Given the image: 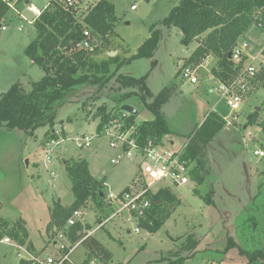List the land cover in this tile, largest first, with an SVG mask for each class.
<instances>
[{"label":"rangeland","instance_id":"obj_1","mask_svg":"<svg viewBox=\"0 0 264 264\" xmlns=\"http://www.w3.org/2000/svg\"><path fill=\"white\" fill-rule=\"evenodd\" d=\"M51 1L31 0V3L37 9H42ZM111 2L116 5L118 17L115 40L120 41H115L117 44L113 48H119L114 52L119 50L122 57L125 52L123 50L129 51L128 57L123 59L126 63L121 64V72L129 73L127 76H144L153 96L171 87V94L161 107L170 127L175 131L174 135L164 137L166 146L175 150L188 146L195 137V131L201 126L202 119L205 120L211 111H217L227 123L208 143L204 153L196 155L198 162L204 165L206 181L202 185L189 183L169 186L178 198H182L183 203L160 229L151 232L142 228L137 233L133 230L136 224L130 222L122 223V228L118 229L114 226L118 227L121 219L116 218L115 224H108V229L118 240L112 239L103 229L96 233L113 254V258L105 264H160L163 256H169L173 250L180 249L188 235L196 239L199 237L201 245H210L204 248L197 246L199 252L195 251L191 255L195 260L189 259L186 264H246L237 248H231L224 260H221L223 255L220 250L224 249L228 241V237H225L228 230L224 224L230 227L231 236L243 247L264 246V156L254 154L257 148L264 151V78L258 77L252 90L243 94L242 103L237 108H231L224 102L220 84L211 77L217 63L215 56L210 55L202 61L204 65L198 69L197 83L181 78V70L188 59L186 56L207 33L186 46L181 42L182 31L179 28L161 23L178 1ZM82 3L90 6L93 0H82ZM132 4H136V10L131 9ZM85 8H80L83 13L87 10ZM21 10L29 19L33 18L26 5ZM16 18L11 14L4 22L8 29L0 28V97L16 82L30 86L45 75L44 69L32 63L25 52L37 35L36 27L27 26L23 20L16 22ZM21 25L23 30L19 31ZM155 29L160 31V41L154 56L132 58ZM244 39L249 41L251 60L264 44V34L252 28ZM108 58L106 52L95 57L99 62ZM263 70H260V74L264 73ZM111 72L103 88L91 85L57 110L54 132L56 135H59V131L65 133L68 138L55 150L53 160L48 164H45L42 142L47 140L45 133L52 129L50 125L39 127L32 134L0 127V219H10L9 227L14 222L11 219L23 217L36 247L43 244L46 236V224L51 214L49 207L58 200L72 204L75 199L68 159L86 158L91 174L96 178L102 177L114 191L130 185L137 178L140 161L123 159L117 164L112 163L111 158L116 156L117 151L110 148L107 137L100 135L92 146L83 148L77 147L74 141L75 136L97 135L100 117L94 119L93 114L97 113L98 107L105 104L110 110L114 107L112 97L116 92L134 89L122 87L118 82L121 73L113 67ZM151 98L148 96V100ZM132 101L139 109L137 124L153 118V113L142 103ZM251 118L256 122L250 123ZM22 157L25 169L16 173L11 168ZM51 172L56 173V176L52 177ZM165 184L162 182L159 185ZM195 188L204 196L211 193L213 203H207L203 196L194 192ZM110 189L106 188L105 192ZM89 200L91 205L86 207L95 208L96 201L92 198ZM234 217L237 218L233 226ZM196 221L202 226L195 229ZM40 232L43 237L38 234ZM79 252L83 253V246L76 253ZM188 254V251L184 252V255ZM20 259L14 240L9 243L0 241V264H19Z\"/></svg>","mask_w":264,"mask_h":264},{"label":"trees","instance_id":"obj_2","mask_svg":"<svg viewBox=\"0 0 264 264\" xmlns=\"http://www.w3.org/2000/svg\"><path fill=\"white\" fill-rule=\"evenodd\" d=\"M177 1L161 23L168 27L179 28L182 31L181 42L186 46L207 33L188 57L186 65H200L206 57L213 55L217 58V63L212 69L213 76L221 83H229L239 71L235 67L234 60L229 56L237 41L245 37L252 28L264 33V0ZM8 9L6 4L0 5V22L8 13ZM77 11L78 8L74 6L69 7L63 2L52 0L47 10L35 21L37 35L25 52L34 63L44 69L45 75L40 80L32 82L30 86L16 82L1 94L0 127L23 130L32 134L39 127L50 125L52 129H48L45 133L47 139L58 137L53 129L57 110L91 85L96 84L103 88L112 75L111 67L121 62L118 54L100 62L95 59L114 42L115 25L118 20L115 4L110 0L96 1L84 16L83 22L77 20ZM85 27L89 28L100 42L98 44L95 42L92 48L72 49L75 42L84 38ZM159 41L160 31L155 29L132 58L154 56ZM114 70L117 72L118 68ZM258 77L264 78V73L259 74ZM118 82L123 85L122 87L134 89L128 92H116L112 97L114 102L112 109L108 110L105 104L98 107L97 113L93 114L94 119L100 117L98 132L122 112L123 104L134 105L132 101L134 100L142 103L154 116L138 124L136 115H131L127 119V127L137 125L141 144L149 139L161 142L166 135L174 134L175 131L161 111L162 105L171 94V87H166L158 95L153 96L144 76L120 74ZM148 96L152 97L151 100H148ZM255 122L256 120L251 118L250 123ZM226 123V119L217 111H211L195 131L194 139L185 148L183 157L194 162L190 174L197 185H202L206 181L207 173L204 165L198 162L196 155H199V152L204 153L208 143L226 126ZM64 135L66 136L65 133ZM67 165L75 200L69 206L63 205L60 200L54 203L52 218L48 225V229L54 232L53 234L55 228L64 225L72 212L85 206L89 199H94L99 207L105 205V197L101 194L104 181L96 179L91 174L88 160L68 159ZM194 192L203 196L207 203H213L211 193L204 196L197 188ZM180 204L181 199L170 187L160 188L151 194L150 210L147 218L140 220V226L156 232ZM13 221L12 225L7 227L11 222L10 219H0V239L7 235L24 245L29 236L26 223L22 218ZM82 228L81 223H77L72 228V235H76ZM199 242V239L188 235L180 249L173 250L169 256H163L160 264H186ZM84 246L89 251L86 264L93 258L105 263L113 258L112 252L95 237L90 236L84 242ZM231 248L239 250V254L245 257L246 264H264V246L243 247L233 237L228 236L223 253ZM186 251L189 252L187 256L184 255ZM20 264H30V262L22 260Z\"/></svg>","mask_w":264,"mask_h":264},{"label":"built area","instance_id":"obj_3","mask_svg":"<svg viewBox=\"0 0 264 264\" xmlns=\"http://www.w3.org/2000/svg\"><path fill=\"white\" fill-rule=\"evenodd\" d=\"M53 1L63 2L69 7L74 6L77 8L78 6L76 0ZM50 3L42 9H37L26 0H0V5L6 4L9 7L8 13L0 22V28L2 30L8 29L7 24H4V22L11 16V12L21 21L34 25L35 21L50 6ZM21 4H26L28 12L33 14L32 19L22 14ZM134 8H136V4H132L131 9ZM22 28L23 25L19 26V30ZM83 32L84 38L79 42H75L72 49L92 48L97 42L89 28L86 27ZM248 47V39H239L237 41L231 52V58L239 71L229 83L220 82L219 87L222 90L224 102L231 108H237L242 103L243 94L252 90L254 81L258 78L260 70L264 68V44L253 54L251 60H249ZM200 66L201 64L183 66L181 78L189 80L191 83H197ZM121 111L97 135L84 134L83 136H75L74 141L79 148L90 147L97 137L103 135L108 138L110 148L117 151L116 156L111 158L112 163L117 164L123 159L140 161L137 178L130 185L117 193L110 191L103 195L105 202L112 207L113 215L121 212L129 213V219L137 223L135 232H139L141 230L140 220L147 218L151 207V194L162 187L194 183L190 174L194 162L183 157L186 145L179 150H175L166 146L164 139L161 142L149 139L144 144H141L137 125L127 127V119L132 114L127 111ZM57 136L49 138L43 143L45 159L49 162L52 160L55 150L67 139L60 131ZM254 154L264 156V151L257 148ZM162 182L166 184L160 186L159 184ZM77 223H81L83 228L78 230L76 235H72V228ZM100 227L101 225L98 226V228ZM91 235L92 230L86 226L82 208L76 209L64 225L55 228V238L52 243L53 249L31 253L27 261L30 264H86L88 257L78 260L76 252ZM0 241L9 243L11 238L5 236ZM87 264H96L94 258Z\"/></svg>","mask_w":264,"mask_h":264},{"label":"crops","instance_id":"obj_4","mask_svg":"<svg viewBox=\"0 0 264 264\" xmlns=\"http://www.w3.org/2000/svg\"><path fill=\"white\" fill-rule=\"evenodd\" d=\"M26 1H29L30 3H31V0H26ZM77 2H78V6H77V8H78V11H77V13H76V17H77V20L78 21H80V22H83V18H84V16L88 13V11L90 10V8L96 3V1H98V0H93V3L90 5V6H88L87 4L85 5V4H83L82 3V0H76ZM85 1V0H84ZM111 1V0H110ZM149 1V0H148ZM177 1V0H176ZM115 4V3H114ZM176 4V3H175ZM24 5H26V4H21L20 5V9H22L23 7H24ZM84 6H86V8L85 9H87L84 13H83V9H80V8H83ZM132 6V5H131ZM115 7H116V5H115ZM137 8H134V9H132V10H136ZM81 11V12H80ZM83 13V14H82ZM11 14L13 15V16H15L14 15V13H12L11 12ZM81 16V17H80ZM16 22H21V20L17 17L16 19ZM27 26H30V27H35L34 25H29V24H27ZM86 28V27H85ZM18 30H19V27H18ZM23 30V28L21 29V30H19V31H22ZM262 34H264V33H262ZM240 39H244V36L242 37V38H240ZM120 42V41H117V40H115V38H114V42L112 43V45H111V47L109 48V49H106L104 52H106L109 56H115V55H117V53H118V55H119V50L118 51H116V52H114L115 50H117L119 47H117L116 49H114L113 47H116L115 46V44H117L116 42ZM100 41H97V44L99 43ZM194 42V41H193ZM192 42V43H193ZM191 43V44H192ZM190 44V45H191ZM118 45H120V44H118ZM199 45V44H198ZM197 46H195V48H196ZM195 50V49H194ZM193 50V51H194ZM123 51H125L124 52V54H123V56L121 57L120 55V58H121V62H119L118 64L116 63V64H114L113 65V68L115 69V68H118V72L119 73H121V74H125V75H130L129 73H124V72H121V69H122V66L123 65H121V64H124V63H126V62H124L123 63V59L124 58H126V57H128V53H129V51L128 50H123ZM192 51V52H193ZM104 52H101L100 54H102V53H104ZM192 52L188 55V56H186V57H189L191 54H192ZM113 54H115V55H113ZM99 55V54H98ZM97 55V56H98ZM31 62L33 63V61L31 60ZM202 64V63H201ZM204 64H202L201 66H203ZM211 77H213L214 78V80L218 83V84H220V81L217 79V78H215L213 75L211 76ZM92 105V104H91ZM133 105V104H132ZM135 106V105H134ZM154 117V116H153ZM206 119V118H205ZM204 119H202V122L200 123V124H202L204 121H203ZM144 121V120H143ZM6 129V128H5ZM9 130V129H8ZM172 135H174V134H172ZM66 137L68 138V136L66 135ZM164 139V138H163ZM67 140V139H66ZM42 143H44V142H42ZM115 156V155H114ZM23 158L24 157H22L21 159H19V160H17L16 162H14V166H13V168H11V170H14V172H16V173H19V172H21V171H23L24 169H25V166L23 165V162H22V160H23ZM45 159V158H44ZM86 159V158H85ZM52 160H53V157H52ZM51 160V161H52ZM134 160H136V159H134ZM133 159H131V160H128V161H134ZM48 163H50L49 161H47L46 159H45V164H48ZM90 169V168H89ZM51 175H52V177H55L56 176V173H54V172H51ZM94 176V175H93ZM95 177V176H94ZM96 178V177H95ZM96 179H98V180H103L102 179V177H99V178H96ZM104 181V186H103V195L104 194H106V193H108V192H115V193H117V192H119V191H122L124 188H122V189H120V190H117V191H114L113 189H110V185H109V183L108 182H106L105 180H103ZM194 181V180H193ZM194 183H196L195 181H194ZM189 184V183H188ZM187 185V184H186ZM128 186V185H127ZM126 186V187H127ZM106 188H109L110 190H108V192H105V190H106ZM181 198V197H180ZM75 200V199H74ZM73 200V201H74ZM62 203V202H61ZM87 203H89V204H86L85 206H83V207H81L82 208V210H83V212H84V221H85V223H86V226H90V227H87L88 229H91L92 230V237H95L97 240H99V238L96 236V233L99 231V230H101V229H103V230H106L105 232H106V234L107 235H109V236H111V238L112 239H114V240H118V239H115L114 238V236L113 235H111V232H110V230L108 229V224L110 223V222H112V224H115V222H116V218H120L121 220L118 222V227H117V225L116 226H114V228H118V229H120V228H122V223H126V222H130V223H135L136 225H134V231H135V227L137 226V223L136 222H134V221H132L131 219H129V213H127V212H121V213H117V214H114L113 215V210H112V207L108 204V203H106L105 202V205L103 206V207H99L98 205L95 207V208H92V207H86L87 205L88 206H90L91 204V202H90V200L89 201H87ZM181 203H183V200H182V198H181ZM63 205H65V206H69V205H71V204H64V203H62ZM53 207V206H52ZM52 207H49L50 208V210H51V214H50V218H49V220H48V222H47V226H46V236L43 238V244L40 246V247H36L35 246V244H34V240H33V238H31L30 237V228L28 227V224H27V221L23 218V217H19V218H22L24 221H25V225H26V228H27V230H28V233H29V236H28V239L26 240V243L24 244V245H21V244H19V243H17L15 240H14V243H16V249H17V252H18V256H20L21 257V259H20V261H19V264H20V262L22 261V260H28V258H29V255L31 254V253H36V252H39V251H42V250H46V251H49V250H52L53 249V241H54V238H55V234H53L54 232H52L51 231V233L50 234H48V225L50 224V221H51V218H52ZM87 208H88V210H87ZM175 212V211H174ZM174 212H173V214H174ZM124 214H126L125 216H124ZM172 214V215H173ZM171 215V216H172ZM99 217H101V218H99ZM99 218V219H98ZM204 218V217H203ZM236 218L237 217H234L233 218V226H234V222L236 221ZM16 219H18V218H16ZM16 219H11V220H16ZM175 219V218H174ZM167 220H169V219H167ZM114 221V222H113ZM99 225H101V227L100 228H98V226ZM199 225H201L202 226V224L201 223H199V222H197L196 221V223L194 224V227H195V229L196 228H198V226ZM226 225L227 224H224V228L226 229V230H228V232L226 233V235H225V237L227 238L229 235L231 236V233H230V227L228 226V227H226ZM140 228H141V230H142V227L140 226ZM129 232H132V230L131 229H127ZM141 230L139 231V232H141ZM139 232H137V233H139ZM208 233V232H207ZM39 235H41V237H43V235H42V233L40 232V233H38ZM39 235H37V236H39ZM207 235V234H206ZM5 236H7V235H5ZM4 236V237H5ZM187 237V236H186ZM231 237H233V236H231ZM175 239V238H174ZM198 239H200L199 237H198ZM12 238H11V242H12ZM100 241V240H99ZM200 241V240H199ZM105 247H106V245L102 242V241H100ZM207 245H210V244H207ZM207 245H201V243L199 242V247H202V248H204V246H206V247H208ZM227 245V244H226ZM226 245L224 246V249H225V247H226ZM181 246V245H180ZM205 247V248H206ZM107 248V247H106ZM198 248V247H197ZM196 248V250L195 251H197V252H199V250H200V248H198L197 249ZM108 249V248H107ZM224 249H222V250H220V253L223 255L222 256V258H221V260H224V258H226V256H227V254H228V252H226V253H223L224 252ZM109 250V249H108ZM206 250V249H205ZM210 250V249H209ZM219 250V249H218ZM231 250V249H230ZM229 250V251H230ZM76 256H77V259L78 260H83V259H85V258H87V257H89V251H88V249L83 245V253L82 252H79V253H76ZM241 256V255H240ZM243 257V256H242ZM194 258V257H193ZM193 258H189V259H192V260H195V259H193ZM245 258V257H244ZM189 259H188V261H186V263L187 262H189ZM202 259H203V257H202ZM94 260H95V263L96 264H99V260L97 259V258H94ZM192 260H190V261H192ZM246 260V259H245ZM158 261V260H157ZM101 263L100 264H105V262H102V261H100Z\"/></svg>","mask_w":264,"mask_h":264},{"label":"water","instance_id":"obj_5","mask_svg":"<svg viewBox=\"0 0 264 264\" xmlns=\"http://www.w3.org/2000/svg\"><path fill=\"white\" fill-rule=\"evenodd\" d=\"M231 55L232 54L230 53L229 56L231 57ZM121 110L130 112L132 115H138L139 114V109L136 106L129 104V103L123 104L121 106ZM101 194L103 195V192Z\"/></svg>","mask_w":264,"mask_h":264}]
</instances>
